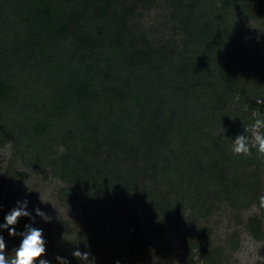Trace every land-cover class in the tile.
I'll list each match as a JSON object with an SVG mask.
<instances>
[{"label": "trees", "instance_id": "obj_1", "mask_svg": "<svg viewBox=\"0 0 264 264\" xmlns=\"http://www.w3.org/2000/svg\"><path fill=\"white\" fill-rule=\"evenodd\" d=\"M159 5L167 17L155 40L135 21ZM255 22L264 0H0L7 174L47 171L62 183L60 203L95 208L76 226L52 224L29 200L31 221L16 227L44 229L40 258L79 264V248L89 264H230L238 233L208 242L220 208L264 238V161L255 148L231 151L264 115L254 99L264 96V51L246 30ZM16 201L0 199V223ZM164 233L175 251L153 242ZM0 234L10 253L20 238Z\"/></svg>", "mask_w": 264, "mask_h": 264}, {"label": "rangeland", "instance_id": "obj_2", "mask_svg": "<svg viewBox=\"0 0 264 264\" xmlns=\"http://www.w3.org/2000/svg\"><path fill=\"white\" fill-rule=\"evenodd\" d=\"M164 9L161 5L149 12L143 18L135 21L138 31L148 33L153 39H157L163 33L166 19ZM248 37L252 36L255 47L264 51V23H250L246 25ZM11 155L9 146L0 151V199L6 195H13L17 201L35 199L43 203L42 212L51 217L52 224L63 220L70 226H76L82 218L95 212L92 207L65 206L57 199V191L62 187V183L48 174L47 171L24 170L21 165L15 166L18 172H24L25 176L13 179L7 174L8 159ZM132 203V202H129ZM257 213L252 207L241 213V221H245L249 216ZM229 209L220 208L207 221L212 233L208 242L225 244V240L232 232L238 233V249L231 254L230 264H255L264 262V238L255 240L232 218ZM41 217V216H40ZM42 218V217H41ZM60 240V238H59ZM153 242L165 246L172 251L176 250V237L172 233H164L154 238ZM151 260H153L151 258ZM162 264H175L171 259Z\"/></svg>", "mask_w": 264, "mask_h": 264}, {"label": "clouds", "instance_id": "obj_3", "mask_svg": "<svg viewBox=\"0 0 264 264\" xmlns=\"http://www.w3.org/2000/svg\"><path fill=\"white\" fill-rule=\"evenodd\" d=\"M254 99L256 104L264 105V96L258 95ZM253 148H255L257 158L264 161V115L260 113H257V118L253 123L235 136L231 145L232 153L237 156H249ZM35 212L45 220H51V217L46 216L39 208L35 209ZM21 218H29L31 221L27 199L16 201V205L5 214L3 223H0V229H7L9 236L20 238L18 245L10 253H6L5 238L0 234V264H49L47 259L40 258L46 252L44 229L28 221L22 230H18L16 226ZM72 255L78 258L79 264H89V252L77 248ZM57 260L59 264H70L67 257L58 255Z\"/></svg>", "mask_w": 264, "mask_h": 264}]
</instances>
